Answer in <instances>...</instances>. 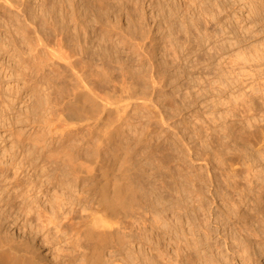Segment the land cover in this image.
<instances>
[{"label": "bare ground", "instance_id": "6f19581e", "mask_svg": "<svg viewBox=\"0 0 264 264\" xmlns=\"http://www.w3.org/2000/svg\"><path fill=\"white\" fill-rule=\"evenodd\" d=\"M0 1L14 23L19 25L22 13L26 17V23L19 26L23 33L20 45L5 43L0 32V75L6 71L5 58L20 60L21 65L8 71L20 77L22 84L6 88L5 82L4 89L0 76V129L11 139L9 147L0 140V264H264L263 166L254 171L248 164L251 173L244 182L241 177L236 179L234 168L228 169L227 178L216 170L209 173L207 181L186 191L197 202L194 215L183 211L180 198L172 203L168 200V195L172 198L183 186L179 187L182 178L190 181L187 174L185 178L180 174V166L185 165L179 160L182 156L191 161V148H196L185 137L187 152L179 156L175 100L180 92L174 78V55L180 44L173 36V17H167L169 26L161 24V16L150 11L153 0H139L147 9L145 13L142 8L139 15L131 10L139 6L135 0H68L74 19L67 12L64 24L58 25L60 30L47 23L48 29L49 18L44 21L50 13L35 22L40 8L34 3L23 5V12L18 6L24 1ZM225 1L198 0L193 39L200 47L207 42L208 21L218 18ZM162 3L180 8L176 0ZM260 5L255 17L264 31ZM122 40L127 51L118 45ZM262 81L256 85L259 91ZM164 86L167 92L162 91ZM263 147L249 150L246 159L260 164ZM36 182L62 190L58 196L55 190L54 206H32L30 192ZM208 183L211 188L206 190ZM205 190L209 197L204 196ZM148 192L162 204L161 211H173L176 218L175 247L185 249L175 250V256L161 249L153 252L146 236L133 232L144 222L134 225L132 218L141 215ZM218 196L233 207L235 221L217 205ZM237 201L249 203L255 228L251 217L238 214ZM14 228L18 235L12 232ZM132 243L148 247L149 252L132 255Z\"/></svg>", "mask_w": 264, "mask_h": 264}, {"label": "rangeland", "instance_id": "374dc122", "mask_svg": "<svg viewBox=\"0 0 264 264\" xmlns=\"http://www.w3.org/2000/svg\"><path fill=\"white\" fill-rule=\"evenodd\" d=\"M15 1H17L18 4L24 1L23 4L18 6H21V10L30 3L31 5H33L34 3L33 6H39L41 12H44L48 9L49 12L46 11L47 13H42V16H40L41 12L39 10V15L36 14L34 19L35 22L38 23V21H40L41 19L44 20L46 15L50 13L47 15L44 21L45 23L49 18V20L45 23L48 29L58 27L60 30L61 26L59 27L58 25H61L60 23L64 24L63 18L67 12L73 19L75 17V14L73 13L74 11L71 8H68L66 5V3L69 2L68 0H36L37 2L35 0H27L28 4H26V0H20L21 2H19L18 0ZM112 1L115 2L116 0ZM133 2H139L140 6H138L135 10L131 8V10H133L135 14L139 15L144 11L146 13L147 9H144L143 5H141L142 1L135 0ZM153 2L155 8L153 7L154 10L151 9L150 11H152L154 15L157 16V14H159L158 17L160 18L161 16L160 19L165 20L166 23L169 22L168 18L170 19L171 17H173V21L175 24L170 27L173 30V36L175 37L176 42L180 44L179 46H177L176 44V52L174 55V63H176L174 64L176 70L174 78L178 86V91L180 92V94L182 93V95L179 94V96L176 97L175 100V119L179 129V156L182 154H186L187 152L184 143L186 142L184 141L186 138H189L192 144H194L195 142L196 145V148L194 149V147H192L190 152V155L193 154L192 156H190V159L193 162L187 159L188 157L182 158V156H180L179 160V164L182 163L183 166L185 165V167H181L182 165L180 166V169L183 168L182 170L184 171L183 173V171L181 170L180 174L184 175V178L187 174L186 177L190 178V181H188L187 178H182V180L179 181L181 182L179 183V187L181 185H183L184 187L181 186L179 188L180 190L176 192L177 195L174 194L172 198L168 195V200L170 202H174L175 200H179L178 198H180L182 203L179 202V205H182L181 207L183 208V211H192L193 214V211L195 209L194 207H196L197 202L195 200L193 201V199H189L186 191L187 189L190 190V188L198 187L199 184L204 182L203 180L207 181V175L209 173H213L216 170V172L222 178H227L229 176L228 169L234 168L235 170H237L236 179H240L241 177V179H243L241 181L244 182L246 178H249L251 173L250 170L247 169L248 164H252V168L254 171L260 170V167L262 166L264 167V158L260 159L259 164L256 161L251 162V160L249 158L246 159L244 155L247 152H251L252 150L257 149L258 146L260 147V144H264V141L261 142L263 137L262 135L264 133V31L261 28V21H258L255 17L257 16V8L260 4V6H262L261 14L264 17V0H227L223 2V10L217 15L218 20L216 18L214 20L209 18L210 22L208 21V26L206 27L207 42L203 47H200L197 44L196 39H193V35L195 33L193 24L196 20L195 18L198 16V0H176L177 4L180 6V8L176 7V9L173 7V9L171 7H168L166 3H162V0H153ZM23 5L24 7H22ZM142 8L144 9V11H142ZM24 10L22 11L24 12ZM22 15L23 13L19 16V25L17 23H14V20L8 17L9 15L7 14V12H5V9L2 8L0 3V32L2 34L4 33L3 41L5 43H8L10 45H20L23 42V33L20 30L19 26H23L24 22L26 21V17ZM50 15L53 21L51 20ZM57 16L60 18V21L57 20ZM54 19H56L57 21ZM163 20H161V24H163L164 26H169V23L166 24ZM217 22H219L220 24H217ZM21 23L22 25H20ZM47 23L50 25L52 24V26L48 25ZM214 28H218V31H214ZM113 31H115V29H113ZM118 45L123 47V49L127 51V44L125 40L120 41ZM7 59L8 58L4 59V61L6 60L4 66H6V71L8 73L6 71L1 72L0 75L1 78L3 77L2 80L4 79V83L2 84L3 88L6 89L8 86L16 87V85L17 87H21L22 84L19 80L20 77H17L18 79L16 77L14 78L12 77V75H9L8 71H12V68H17V66L21 65V61L19 60L18 62H12L11 60L8 61ZM161 69L162 68L158 69L159 72H163V69ZM19 72H16V75L19 74ZM260 75L261 78L258 79ZM259 80L260 82L262 81L263 84L260 91L256 89L258 87L256 85L259 83ZM5 82L8 83L6 84ZM167 90V86H164L162 89L163 92H167ZM189 90L190 92H188ZM185 93L186 95L183 96V94ZM186 96L188 97V99ZM167 97L168 96L165 97L166 101L168 99ZM17 107H22V103L18 104ZM235 128H237L238 130ZM228 135L231 136L229 137ZM256 136L258 137V140ZM219 137L220 139H218ZM260 137L261 139L259 140ZM0 140L7 144L8 147L10 146L11 139L8 136L7 131H4V129H0ZM259 141L261 143H259ZM221 142L225 143L226 146H221ZM192 144L189 143V146H191ZM183 150L184 152H182ZM261 151L264 152V147L263 149H261ZM193 158L194 160H192ZM230 164H233V166L231 165V168H228ZM211 165L215 167L214 170L211 168ZM191 166L193 167V169ZM185 168H188V170H186ZM188 172H192L193 174H189ZM24 173H27V170H25ZM30 174L31 171L28 172V175ZM192 175L196 177L192 178ZM192 179L195 182L191 181ZM195 183H197V185ZM208 185L209 183L205 185L206 190L208 188H211ZM182 187L186 189H183ZM181 189L185 191L182 192ZM55 190L57 192V196L60 194V192H62L61 189H54L50 183L47 185L41 182H36V185L33 186V189L30 192V194H32V206L41 209L43 207L50 208L51 204L55 201ZM231 190H233V187L230 188V191ZM233 195V198L237 199L236 192H234ZM204 196L209 197L207 192L204 193ZM169 201L168 204L169 206H171L170 204L172 202L170 203ZM237 203L240 206L241 210L240 212H238V214L242 215L244 213L246 217L250 218L254 212L251 210V206L249 205V203H246L245 205L241 202L239 203V201H237ZM159 204L161 203H159V201H157L154 196H151L150 193L146 195L145 201L141 205V215L139 214L137 216H134L132 218V221H135L134 225H136L138 222L140 223L141 220L144 219V222H147V224L143 222V224L140 226L141 228L139 230L135 229L133 232L136 233V231H139L140 235L144 237L146 236V238L150 242V245H153L151 246L153 247V252L161 249L163 253H166L165 255L175 256L177 244L174 243L173 237L175 235L174 226L177 221L173 215V211H161L160 207L162 204ZM217 205H221L220 208L224 212L228 211L230 212V214H232L231 220L235 221L237 219L234 212L231 211L233 207L231 208L227 202H222L219 196L217 197ZM190 207H192L193 209ZM3 209H5V207H3ZM251 218L252 219L250 221L251 223H254L255 228V217L253 218L252 216ZM182 220L185 226L184 228L187 229L189 227L187 221L188 219L184 216ZM18 221L20 223L22 222L20 220ZM12 232L16 233L17 235L19 233V231L15 230V228ZM243 236L244 234L242 235V237ZM239 238H241V236H239ZM161 245L162 247H160ZM130 248V253L132 255H135L137 253L139 254L140 252L144 251L149 252L148 247L141 248L138 243H132ZM184 249L185 247L182 246L181 249L178 251L176 250V252L181 253ZM42 251L45 254L47 252L44 249H41V252Z\"/></svg>", "mask_w": 264, "mask_h": 264}]
</instances>
